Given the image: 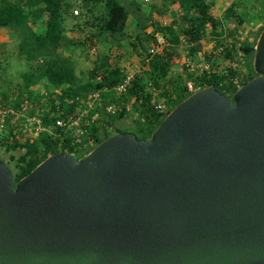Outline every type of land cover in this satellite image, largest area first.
Masks as SVG:
<instances>
[{"label": "water", "instance_id": "water-1", "mask_svg": "<svg viewBox=\"0 0 264 264\" xmlns=\"http://www.w3.org/2000/svg\"><path fill=\"white\" fill-rule=\"evenodd\" d=\"M251 66L145 140L55 153L16 183L0 161V264H264V27Z\"/></svg>", "mask_w": 264, "mask_h": 264}, {"label": "trees", "instance_id": "trees-1", "mask_svg": "<svg viewBox=\"0 0 264 264\" xmlns=\"http://www.w3.org/2000/svg\"><path fill=\"white\" fill-rule=\"evenodd\" d=\"M172 1L179 11L178 22L172 21L169 25L145 33L149 24L142 19L139 7L135 4L133 8L122 6L119 0H79L74 7L79 13L77 17L71 14L74 9L66 0H0V27L15 25L23 33L17 48L29 66V71L21 76L24 94L33 87L44 86L39 98L43 99L39 108L40 120L34 125L40 128L36 137L26 144L2 141L7 152L23 150L16 158L8 157L13 162V182L26 176L52 154L65 153L76 159L85 156L109 136L121 133L115 129L114 123L123 118L127 110L133 117L132 134L136 140L149 138L163 118L190 95L185 88L186 82L200 89L213 87L229 98L238 87L254 77L251 66L253 48L263 27L255 34L251 44L243 41L238 45L239 57L235 62L236 50L222 36L220 18L213 16V0ZM130 14L134 16L137 31L134 41L143 53L136 52L141 73L133 76L124 93H117L115 87L123 80L124 70L114 64L115 55H106L93 58L87 77L78 79L69 59L63 55L64 48L72 46L65 35V22H71V30L85 33V42L92 47L95 43L93 39L102 35L108 36L115 45L125 38L124 28ZM32 16L42 19L40 34L30 27ZM224 18H233L238 25L242 22L233 4L226 10ZM156 31L165 39L166 49L150 56L147 47L154 40ZM204 39H209L213 44L214 56L220 59L219 63H212V53L207 55L202 52ZM144 42L148 44L147 47L142 44ZM180 44L184 46L186 62L199 60L198 57L203 55L200 59L210 64V71L194 74L184 65L179 74L173 75L169 57L171 50ZM144 59H147L146 64ZM223 59L226 64L221 66ZM234 79L238 85L233 83ZM149 86L154 90H149ZM93 94H97V100H100L98 109H88ZM158 100L163 102L165 113L155 110ZM108 106L118 110L115 109V114H105L104 109ZM98 111L104 114L101 122L93 118ZM58 119L63 122L77 119V132L73 134L67 125L64 128L55 127L54 121Z\"/></svg>", "mask_w": 264, "mask_h": 264}, {"label": "crops", "instance_id": "crops-1", "mask_svg": "<svg viewBox=\"0 0 264 264\" xmlns=\"http://www.w3.org/2000/svg\"><path fill=\"white\" fill-rule=\"evenodd\" d=\"M11 1L19 2L20 0H11ZM77 1H79V0H66L67 3H71V2L74 3ZM249 1H251V0H249ZM253 1H251V2H253ZM123 4H124V6H129L130 8H133L134 4L139 7V12L142 14V19L147 24H149V26L144 30L145 33H151L154 28L156 29V28L161 27L160 23L162 21L158 20V17L156 19V14L154 13V11H156V13L157 12L160 13V11H165L166 13L167 12L169 13V11H170L169 7L171 6L170 3L165 4V6H164L163 4L160 5L157 1H154V2H152V4L149 7H146L145 5L141 4V0H123ZM232 4L235 5V7H236V0H221V1L220 0H213L212 11L216 12L218 9L219 10L218 15L224 16L226 10ZM31 10H33V9H31ZM236 12H237V10H236ZM224 19L229 20V19H233V18H224ZM33 20H35V22ZM241 20H242V18H241ZM29 23H30V27L34 28L36 30L37 34H40V31H42V28H43L42 19L41 18L34 19V17H33V19L30 18ZM240 25L242 26L243 22H241ZM64 27L66 30L65 35L72 42V46L65 47L63 50V55L69 59V62L71 63V66H72L73 71H74V75L78 79L83 80L84 77H87V73H88V71L92 65L88 68V70L86 69L84 71V73H81V71L77 70V67H76V63L78 60L77 57L80 54H82V52H83L81 47H83L85 49L86 54L93 56L96 54V46L102 52V46L104 43H107L109 41V46L110 47L112 46L111 40L106 35L96 36L93 39L95 42L94 46H93L95 48V52H94V54H90L89 49L91 48V46L85 42L86 34L85 33L79 34L77 31H75V29L71 30V22L69 20H67V22H65ZM224 27H225V25L222 22V36L223 37L227 36L230 38L231 36L229 34H225ZM261 27H264V18H261V17L258 20H256V23H254L251 26L250 25H244V27L242 26L243 29H241V32H244L246 29L247 36H245V41H247L248 44H251V42L253 41V39L255 37V34L261 29ZM227 30L228 29L226 28V31ZM234 32H236V31H234ZM136 33H137V31H136V27H135L134 16L132 14H130V16L127 20L126 26L124 28L125 38L129 39L130 37H132L134 39V36ZM228 33H230V32L228 31ZM157 34H159V33H157V31H156L154 33V35H157ZM22 35H23V33L20 30V28L15 27V25L0 27V71L4 70V69H6L8 71L10 69V67L6 68V66L8 64H10L9 62H15L17 64V66L15 68L20 70V75L18 77L19 79H17V81H13L12 85L9 86L8 88H5V89L2 88V80L3 79H2V75H0V102L3 100L6 102L10 98L12 101L11 103H8V104H5L4 102L0 103V105H3V104L6 105L12 111L11 114H7L4 117V125L0 129V131L2 132L4 130L5 133H2L0 135L1 141L7 140L9 142H13V141L18 142L20 139L19 138V133L21 130L20 126H23L22 125L23 123L26 125H28V124L30 125V130L28 131L29 133H32V132H34V134L38 133V131L35 130L36 126L34 127V125L38 124L39 120H40L39 119V113H40L39 108H40V105H41L43 99L40 100L39 98H40V95L43 93L44 86H43V84H41L39 86L33 87V88H31L29 93L24 94L25 91L22 88L21 76H22V74L27 73L29 71V66L23 60V55H19L18 48H17L18 45L14 46V48L8 47V46H12L13 44H15L17 38L21 39ZM206 40L209 43H211V41H209V39H204L205 43L207 42ZM19 42H20V40H19ZM206 46L207 47L203 46L202 52H203V50L207 51L206 48H208L209 45L206 44ZM7 47H8V49H7ZM114 47L118 48L117 43L114 45ZM121 47H119V48H121ZM121 52L126 53V55H128V56L130 55V51L126 52V51L121 50ZM104 54H106V53L103 52V54H99V56L105 57L106 55H104ZM126 55L124 54L125 57H126ZM10 56H11V58H10ZM131 57L134 58L133 60L136 61V63L141 65V63L139 62V57H135V54H133ZM10 59H13V60L11 61ZM121 60L122 61L121 62L119 61L116 64V66L122 67V69L124 70V75L127 72H131L133 70H136V69H128L127 67H125L126 63H124V61H125L124 58H122ZM92 61H93V59H92ZM78 62L80 64L82 63V61H78ZM170 65H171V71H172L171 73L173 75H177L181 72V70L179 71L178 63L176 61L173 62L171 60ZM79 66L83 67V65H79ZM140 68H141V66H140ZM137 69H139V68H137ZM82 74H83V76H82ZM81 76H82V78H81ZM12 87H13V90L16 91V95H14V97H8L7 93L9 92L11 94ZM22 91H23V93H22ZM117 93H119V92H117ZM119 94H122V93H119ZM44 95L45 94H43V96ZM97 97H98V95H97ZM99 102H100V100L93 99V97L91 95L90 96V102L88 105V109L93 108V107L98 109L100 107ZM106 108L104 109L105 114H115L116 113L115 109H117V108H113L112 106H108V108L113 110V113H108L106 111ZM126 112H128V110ZM125 116L123 118L117 120L114 123L115 129L119 130V129L129 127L128 125H126L124 123L125 121L123 119L125 118ZM103 117H104V114L98 111L94 114L93 118H95V120L101 122L103 120ZM123 124H125V125H123ZM119 126H121V127H119ZM76 129H77V125H76ZM105 129H106V131H112V129H110V128H105ZM130 133H132V131ZM32 138H35V136L33 135ZM30 139L31 138H29V140Z\"/></svg>", "mask_w": 264, "mask_h": 264}, {"label": "rangeland", "instance_id": "rangeland-1", "mask_svg": "<svg viewBox=\"0 0 264 264\" xmlns=\"http://www.w3.org/2000/svg\"><path fill=\"white\" fill-rule=\"evenodd\" d=\"M154 1H157L160 5L163 4L164 6H165V4H168V3L171 4V6L169 7V9H170L169 13L168 12L166 13L165 11H160V13L159 12L156 13V11H154V13L156 14V19L158 17V20L162 21L160 23L161 27L169 25L172 21L178 22L179 11L176 8V5L173 4L174 1H172V0H141V4L145 5L146 7H149L152 4V2H154ZM251 1H253V0H251ZM251 1H249V0H236V10H237V13H238L239 17L242 18V22H243L242 26L243 27H244V25H250V26L253 25L254 23H256V20H258L260 17L264 18V0H254L253 2H251ZM119 2H120V4L122 6H124L123 0H119ZM75 3L76 2H74V3L71 2V4H72V8L71 9H74ZM71 14H72V12H71ZM78 14L79 13H77L76 17L78 16ZM218 14H219V10L218 9H217L216 12L213 11V16L219 17L220 20L224 23V25H225V27H224L225 34H229L231 36L230 38L227 37V36H225V37L227 39V42L229 40V43L233 44L234 49L236 50L235 62H237V58L239 57V54H238V51H237V47H238L239 44H241L243 41H245V36H247L246 29H245L244 32H241V29H243L242 26L236 24L234 19L225 20L223 15L219 16ZM226 28L228 29L227 31H226ZM228 31L230 33H228ZM234 31H236V32H234ZM19 40L20 39L17 38L16 43L13 44L12 46H8V47L14 48V46L18 45ZM111 43H112L111 47L109 46V41L107 43H104L103 46H102V52L95 45L96 46V54H95V56H99V54H103V52L106 53L104 55H107V56L108 55H110V56L115 55L114 60H113L114 64H117L119 61L121 62L122 61L121 59L124 58V60H125L124 63H126L125 67H127L128 69H136V71H138V73H140L141 70H142L140 68V64L136 63V61L133 60L134 58L131 57V56L133 54H135V57H137L136 52L139 53V54H143V53L141 52V47L134 41V39L132 37H130L129 39L128 38L127 39L126 38L121 39L120 41L117 42V47L118 48L114 47L112 41H111ZM142 44L145 45L146 43L144 42ZM206 44H208L209 46H208V48H206L207 51L203 50L204 54L208 55V53H212V59H211L212 63L213 64L219 63L220 59L217 56H214L215 52H213V50H214L213 49V44L209 43L207 41L204 44L205 47H207ZM131 45H132V47H131ZM147 45L148 44H146V47H147ZM8 47H7V49H8ZM119 47H121V48H119ZM81 48H82L83 52H82V54H80L77 57L78 60H77V63H76V67H77L78 71H81V73H84V71L86 69L88 70V68L92 65V63H93L92 59L95 56L94 55L91 56V55L86 54L85 49L83 47H81ZM164 49H166V47ZM121 50L126 51V52L130 51V55L128 56V55H126V53H122ZM171 51H172V53L170 54L169 62L171 60L173 62L176 61L178 63L179 71L180 70L182 71L183 68H184V64L187 63L186 62V55H185V51H184V46L182 44H180V45H178L177 48H175V49H173ZM124 54L126 55V57L124 56ZM202 56L203 55H200L198 58L200 59V57H202ZM10 58H11V56H10ZM10 60L12 61L13 59H10ZM78 61H82V63L80 64ZM201 62H203V61L201 60ZM9 63L10 64H8L6 66V68L10 67V69L8 71L6 69L0 71V75H2V79H3L2 80V88H4V89L8 88L9 86H11L13 81H17V79H19L18 77L20 75V70L15 68L17 66V64L15 62H9ZM225 64H226V61H224V59H223V61L221 62V66H224ZM79 65H83V67H80ZM241 67H242V65L239 63V68H241ZM137 68H139V69H137ZM82 76H83V74H82ZM82 76H81V78H82ZM7 94H8V97H14V95H16V91H14L13 87H12L11 94L9 92ZM2 102H4L5 104H8V103H11L12 101H11V98H10V99H8V101L5 102L3 100L0 103H2ZM157 104H161V105L164 106V104H163V102L161 100H158ZM125 115L126 116H125V118L123 120L125 121L124 123L126 125H128L129 127L128 128L119 129V131L122 134L123 133H130L133 130V128H134V124L132 122L133 121V117L130 114V111L126 112ZM125 124H123V125H125ZM22 125L23 126H20L21 127V130H20V133H19V138L20 139H19L18 142L20 144L30 143L34 139V138H32L33 135L36 137L37 133L34 134V132H32V133L28 132L30 130V125L29 124L26 125V124L23 123ZM119 127H121V126H119ZM71 131H72L73 134L76 133L77 132L76 126L71 128ZM2 133H5V131L3 130L0 133V135ZM29 138H31V139L29 140ZM22 152H23V150H19V149L7 152L5 150V148H4V144L0 140V161L4 163V166L11 173H13V171H14L13 162H10L8 157L9 156H13V157L16 158Z\"/></svg>", "mask_w": 264, "mask_h": 264}, {"label": "built area", "instance_id": "built-area-1", "mask_svg": "<svg viewBox=\"0 0 264 264\" xmlns=\"http://www.w3.org/2000/svg\"><path fill=\"white\" fill-rule=\"evenodd\" d=\"M72 15L76 16L77 10L74 9L72 11ZM153 38H154V40L147 47V53L150 56L155 55L157 53H161L163 51L165 45H166L165 39L160 34L154 35ZM89 52H90V54H94L95 48L91 46V48L89 49ZM146 63H147V59H144V64H146ZM185 66H187L188 70L194 74L203 73V72L208 73L211 69L210 64H207L205 62H201L200 59L196 60V61H192V62H187V63H185ZM135 74H138V71L133 70L131 72L125 73L123 80L121 81V83L117 87H115V90L119 93H124L126 90V87L128 86V84L130 82V80H132V78ZM97 80H98V78H97ZM233 83L235 85H238L235 79L233 80ZM148 88L151 91L154 90L150 86ZM185 88H186L187 93L190 95L201 90L199 86H197V85L194 86L190 82L185 83ZM92 97H93V99H96V100L98 98L97 94H93ZM155 110L158 111L159 113H165V111H166L165 107L161 104H157L155 106ZM106 111L108 113H113V110L108 108V107L106 108ZM11 113H12V111L10 110L9 107H7L4 104L0 105V129L4 125L5 115L11 114ZM66 125H67L68 130L75 127L77 125V119L76 120L68 119L66 122H63L62 120H59V119L54 121L55 127L64 128ZM35 130L39 132L40 128L38 126H36Z\"/></svg>", "mask_w": 264, "mask_h": 264}]
</instances>
